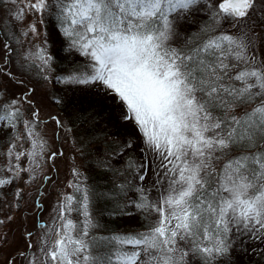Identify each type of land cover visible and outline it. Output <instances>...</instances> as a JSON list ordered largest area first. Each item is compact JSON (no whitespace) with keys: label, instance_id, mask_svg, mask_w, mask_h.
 <instances>
[{"label":"snow or ice","instance_id":"snow-or-ice-1","mask_svg":"<svg viewBox=\"0 0 264 264\" xmlns=\"http://www.w3.org/2000/svg\"><path fill=\"white\" fill-rule=\"evenodd\" d=\"M11 3L13 21L38 18L19 35L40 43L29 41L34 50L20 54L11 47L19 43L15 31L0 39V157L8 160L0 188L47 161L54 169L63 155L50 150L38 130L42 112L62 97L47 90L37 95L35 84L20 95L9 88L34 74L37 84L95 88L122 104L121 118L135 125L143 145V159L129 157L124 170L141 182L151 171L156 194L127 180L115 185L104 194L111 215L135 213L143 222L136 231L99 235L91 213L98 193L74 168L73 192L58 198L53 226L34 224L41 230L38 243L31 230L22 246L0 237L3 264H234V254L264 245V0ZM201 12L207 19L199 33L181 40V21ZM47 22L74 57L67 69L53 67ZM14 53L20 56L16 72L8 67ZM50 119L63 128L58 116ZM89 143L113 157L133 147L131 141ZM132 190L135 199L127 196Z\"/></svg>","mask_w":264,"mask_h":264},{"label":"trees","instance_id":"trees-1","mask_svg":"<svg viewBox=\"0 0 264 264\" xmlns=\"http://www.w3.org/2000/svg\"><path fill=\"white\" fill-rule=\"evenodd\" d=\"M5 7V0H0V17L4 18L3 24H0V39L3 38L4 31H7L10 36L13 33L10 31V28L5 27L6 20L10 19L5 13ZM200 14L201 13H198V15ZM181 22L179 31L182 37L184 29L182 24L186 21L182 20ZM46 28L48 49L55 60L53 65L54 69L57 68V66L59 70L69 68L71 66L70 61L74 58L73 55L63 50V38L58 35L51 22L46 23ZM199 30L200 27L192 29L191 31H186L183 35V39L189 35L198 34ZM13 31L17 33L19 43L14 42L11 44V47L14 48L17 53L23 54L26 52V45H24V43H27V36L19 35V33L25 31V28L19 27L14 22ZM41 31L43 36L44 28H41ZM75 59L82 60L81 57H75ZM19 60L20 56L14 53L12 55V61H16V63L13 64L12 61H10L8 65L11 71H17L19 68ZM24 79L26 80V84L23 86H17L9 82L10 90L20 95L29 84H35L37 88L39 84L43 83L37 84L34 74L31 79L28 77H24ZM3 82L4 80H0V84ZM49 86L48 92L56 93L61 96L62 103H51L48 107V110L51 111L50 114H48L45 119H41L45 121L50 119L52 115L58 116L63 121V127H68H66V131H64L62 128H57L54 121H52V124L56 128L55 144L61 143L58 142L61 141L59 135L61 132H68L69 141L71 139L70 144L73 150L80 155L84 163L90 164V168L86 172V177L83 182L88 187L95 189L98 193V197L92 204L91 209L94 208L93 211L97 215L103 217L100 226L95 232L99 235H104L112 232L121 233L139 230L143 222V217L135 213L130 217L111 215L113 205L107 202L104 197L105 193L115 191V185L125 184L126 180L133 182L136 186L144 187L153 198L156 194L155 190L152 188L153 182L145 186V184L139 182V180H133V176L124 170V161L129 157H134L139 161V156L141 154L140 148L143 145L135 125L121 118L124 113L123 105L115 102L114 97L94 92L92 88L77 87L65 90L64 86L60 84H49ZM89 138L92 141H102L106 139L107 144L112 145V147H116L113 141H117L121 145L131 141L133 147L123 154V156L113 157L110 151L107 153L103 152V145L90 144ZM85 145H88V147L85 148ZM121 157H125L123 161ZM119 161L122 162L119 163ZM85 171L86 170H84V172ZM152 180L155 179L153 178ZM125 186L127 187V185ZM127 196L135 199L137 192L135 190L128 191ZM262 251H264V245H261L258 249L249 250L248 254L245 255L248 257L245 261L242 257L240 258V263L234 261V264H264V257L259 255Z\"/></svg>","mask_w":264,"mask_h":264},{"label":"rangeland","instance_id":"rangeland-1","mask_svg":"<svg viewBox=\"0 0 264 264\" xmlns=\"http://www.w3.org/2000/svg\"><path fill=\"white\" fill-rule=\"evenodd\" d=\"M5 4V13L10 18L6 20L7 27L10 28V31L12 32L14 29V22L19 27L25 28L26 30V25L29 22L38 20V18L29 15L23 23H17L16 21L13 22L11 20L10 10L14 9L15 5L11 3V0H5ZM206 19L207 15L202 12L200 15H198V13H193L192 15H190L187 18L186 22L182 24L184 29L182 32V37L180 36L181 40H183V35L186 33V31H191L192 29H195L197 27L201 28ZM232 31H235V29H232ZM26 41L27 43H24V45H26V52L29 50H34L32 49V45L29 41L40 43V41L37 40L36 37L31 35H28L26 37ZM0 80H4V78L0 77ZM49 87V85H45L44 83L39 84L36 88V94L41 95L45 90L48 91ZM92 90L94 92H98L95 88H92ZM98 93L107 95L102 91H99ZM114 101L116 102V100ZM49 106L50 105H48L42 112V119H45L47 115L50 114L51 111L48 110ZM66 127H63L62 130L66 131ZM38 130L42 133L44 139L47 140L49 149L57 151L60 150L59 152H62L63 155L56 158L54 169L52 168V162L47 161L35 174L29 175L28 173H24L22 174V179H16L14 183L0 188V221H2V223H0V237L7 236L9 242L13 245V247L17 245L22 246L24 244V239L22 237L28 230H31L33 232V243L39 242L41 230L34 227L35 222L42 220L46 226H53L54 221L52 218L56 214L55 209L57 207L58 198L61 194H71L73 192V188L68 187L69 181L75 179L72 175V170L74 168L77 169L81 173V177L83 178V180H85L86 172L90 168V164L84 163L80 155L71 147V139L69 141L68 132H61L59 134L61 141H58L61 143L55 144L56 128L52 124L51 119H47L45 120V123L40 124ZM3 151H5V149L3 147H0V152ZM127 151H125L123 154H125ZM140 156L142 159L143 154L141 153ZM124 158L121 157V160L123 161ZM122 161H119V163ZM7 164V158L0 157V177H6L8 175ZM23 166L28 167L27 160L23 162ZM83 169L86 171L84 172ZM45 177H48V179H45ZM153 178L155 179V176L151 171H149L145 181L139 182L147 186L155 181L152 180ZM18 191L21 193L20 196L16 195ZM41 206L43 210L38 211V208H40ZM93 210L94 208L91 209V213L96 224L99 227L103 217L97 215ZM72 218L78 219L75 213L72 214ZM94 231H97V228L94 229ZM4 247L6 252L12 251V249L7 245H5ZM249 250L252 251L253 249ZM29 254H31V250H29ZM15 256L16 253L13 252L12 257L15 258ZM242 257L244 261L248 258L245 256V254H234V261L240 263V258ZM4 258V254H0V264H3Z\"/></svg>","mask_w":264,"mask_h":264}]
</instances>
